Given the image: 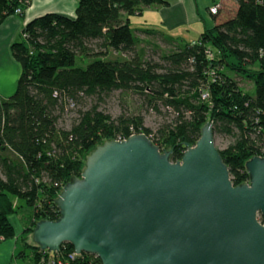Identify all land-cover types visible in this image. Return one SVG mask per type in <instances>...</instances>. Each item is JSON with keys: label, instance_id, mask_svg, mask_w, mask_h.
Listing matches in <instances>:
<instances>
[{"label": "trees", "instance_id": "1", "mask_svg": "<svg viewBox=\"0 0 264 264\" xmlns=\"http://www.w3.org/2000/svg\"><path fill=\"white\" fill-rule=\"evenodd\" d=\"M234 2L197 43L177 44L158 60L138 47L130 16L167 5L165 0H78L74 17L46 13L26 22L20 40L11 45L21 67L16 89L8 97L0 95V236L15 235L13 197L31 207L23 229L28 235L38 220L60 216L54 199L72 176L80 175L96 145L132 133H145L160 150H171L175 161L210 121L213 132L234 136L219 149L232 183L247 181L245 162L264 155V0ZM28 3L0 0V23L16 8L22 15ZM224 6L220 0L217 15ZM111 50L120 56L110 57ZM77 58L89 61L82 67ZM238 77L252 83V93ZM114 90L132 91L147 109L164 107L173 117L153 133L134 111L112 117L99 109L98 100ZM74 106L79 108L70 126H58L61 114ZM25 245L34 264L100 262L85 252L70 258L69 242L53 252Z\"/></svg>", "mask_w": 264, "mask_h": 264}, {"label": "water", "instance_id": "2", "mask_svg": "<svg viewBox=\"0 0 264 264\" xmlns=\"http://www.w3.org/2000/svg\"><path fill=\"white\" fill-rule=\"evenodd\" d=\"M213 135L206 121L175 161L143 132L96 145L54 199L60 216L35 223L33 244L69 242L98 264H264V156L234 185Z\"/></svg>", "mask_w": 264, "mask_h": 264}, {"label": "rangeland", "instance_id": "3", "mask_svg": "<svg viewBox=\"0 0 264 264\" xmlns=\"http://www.w3.org/2000/svg\"><path fill=\"white\" fill-rule=\"evenodd\" d=\"M14 14L20 15L17 13ZM130 18H131L130 25L134 30L136 27H138V25H140V21L146 18V16L138 17L132 15L130 16ZM168 33L174 36L182 35L179 40V42L182 41V43L196 38V34L193 31H184L183 34V28L180 27ZM137 36L138 39L140 40L138 47L142 48L147 58L158 60L162 52L169 51L174 47V43L169 42L166 39H162L160 36L155 34L150 35L142 32V34L139 35L137 34ZM198 39L199 38L195 40L197 41ZM176 43L177 42H175V44ZM109 56L116 57V56H120V54L115 53L114 51L111 50ZM3 58H4L3 64L1 67V73L3 74V76H1L0 79L3 85H5L8 88L10 87V82L13 81L11 83V89L9 91V94L11 95L16 89L17 80L20 73L17 72L12 66H10L9 60H7L6 57ZM88 61L89 59H86L85 61H81L79 58H77L76 65L85 67ZM10 78L12 81L10 80ZM238 79L240 82L239 85L244 90L249 91L251 93L253 92V86L250 81L241 79L239 77ZM86 102L88 104L94 103L93 99H88ZM98 106L99 109L111 115L112 117H115L124 111L125 112L134 111L136 113H139L143 117L144 125L151 128L152 133L155 132V130L161 123H163L164 121H169L173 117V114L166 112L164 107L161 108V112H155L147 109L146 106L142 104L139 96L132 91L128 92V91L114 90L110 92L108 95L104 96L100 101L98 100ZM78 108H79L78 106H74L73 108H70L68 112L62 113L58 120V126L68 128L72 120L77 116ZM213 138H214L215 146L218 149H223L227 147L234 140L233 135L224 134L222 132H214ZM12 199L14 206H16V212L11 214L10 221L14 226L15 235L13 238H9L8 240H10L11 245L14 244V255L11 256V251L9 252L8 254L9 258L7 260L9 262H6V264H34L30 255V249L28 246L25 245L26 242L33 244L31 240V233L28 235L23 234V229L28 226L31 220V207L28 206L25 203V201L22 199L16 197H13ZM260 219L261 218L259 216V220ZM4 240L7 239H4L3 236H0V243ZM21 251H24L25 254L24 255L19 254ZM3 258L7 259L5 258V255L0 254V261ZM1 263L3 262H0V264Z\"/></svg>", "mask_w": 264, "mask_h": 264}, {"label": "crops", "instance_id": "4", "mask_svg": "<svg viewBox=\"0 0 264 264\" xmlns=\"http://www.w3.org/2000/svg\"><path fill=\"white\" fill-rule=\"evenodd\" d=\"M78 0H29L28 5L25 7L22 15L12 14L7 16L0 23V78L3 76L1 73V67L3 64V57L9 60L10 66H12L17 72L20 73L21 67L18 61L14 59L11 52V45L13 42L20 40L21 31L26 22L31 19L41 16L46 13H57L69 17L75 16V10ZM167 5L157 7H147L141 13L135 14V16H146L140 25L136 27L135 34L145 33L144 30H149L160 36L162 39H166L169 42L174 43V46L182 43L179 42L182 35L174 36L169 34L172 30L177 28H183L184 31H193L196 34V38L189 40L190 42L197 39L200 33L216 24L217 19L225 12H227V6H233L234 0H222L225 2L224 9L219 15L216 13H210V7L219 2L220 0H165ZM131 22V18H130ZM182 31V30H181ZM180 34V33H179ZM187 41V42H189ZM175 42H177L175 44ZM184 42V41H183ZM11 80V78H10ZM12 81V80H11ZM13 82V81H12ZM10 87L3 85L0 79V95L3 97L10 96ZM13 85V84H12ZM11 251V256L14 255V244L11 245L10 240H4L0 243V254L5 255V258L0 262L6 264L8 260V254ZM15 259V258H14Z\"/></svg>", "mask_w": 264, "mask_h": 264}, {"label": "built area", "instance_id": "5", "mask_svg": "<svg viewBox=\"0 0 264 264\" xmlns=\"http://www.w3.org/2000/svg\"><path fill=\"white\" fill-rule=\"evenodd\" d=\"M218 3L219 2H217V3H215V4H213L211 7H210V9H209V11H211V13H217V11H218ZM15 13H17V14H21L22 13V10L20 9V8H16L15 9ZM198 41H196V40H194L193 42H191V44H194V43H197ZM206 54H207V56L208 57H212V53H211V51L210 50H206ZM206 95H204V97H205ZM132 134H135V133H132ZM131 134V135H132ZM116 140H122V139H125V137L124 138H121V137H117V138H115ZM260 156V155H259ZM264 156V155H263ZM76 255H78L77 253H75V251L73 252V253H71V254H69V257L70 258H74V256H76ZM49 262H54L53 260H50ZM61 261L60 260H58V263H60Z\"/></svg>", "mask_w": 264, "mask_h": 264}]
</instances>
